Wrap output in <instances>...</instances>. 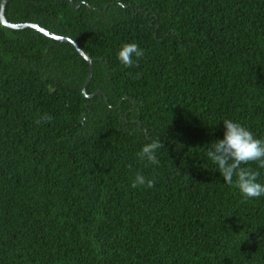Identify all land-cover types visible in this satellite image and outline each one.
<instances>
[{
	"label": "trees",
	"instance_id": "trees-1",
	"mask_svg": "<svg viewBox=\"0 0 264 264\" xmlns=\"http://www.w3.org/2000/svg\"><path fill=\"white\" fill-rule=\"evenodd\" d=\"M72 1L5 15L78 43L86 93L72 44L0 21V264H264V196L207 156L225 119L264 139V0Z\"/></svg>",
	"mask_w": 264,
	"mask_h": 264
},
{
	"label": "clouds",
	"instance_id": "clouds-1",
	"mask_svg": "<svg viewBox=\"0 0 264 264\" xmlns=\"http://www.w3.org/2000/svg\"><path fill=\"white\" fill-rule=\"evenodd\" d=\"M144 56V50L137 43H125L118 52V59L127 68L137 66L138 61ZM52 116L45 114L36 121L49 122ZM225 131L223 139L211 143L207 156L218 166L224 182L232 185L235 177V186L239 189L244 199H254L264 196V184L258 182L260 173L244 167L257 162L260 168H264V139L257 138L254 133L239 122L230 119L223 121ZM164 147L157 139H151L145 143L142 150L137 154L141 160H147L149 164L158 165L157 150ZM146 186L155 187L154 179H147L137 173L131 185L132 188Z\"/></svg>",
	"mask_w": 264,
	"mask_h": 264
},
{
	"label": "water",
	"instance_id": "water-1",
	"mask_svg": "<svg viewBox=\"0 0 264 264\" xmlns=\"http://www.w3.org/2000/svg\"><path fill=\"white\" fill-rule=\"evenodd\" d=\"M11 0H2L1 6H0V21L1 24L6 27L7 29H12V30H24V29H34L38 32H40L41 34L47 36L50 39L56 40L60 43H70L72 44L77 50L78 52L82 55V57L88 62L89 66H90V74L87 80V83L85 85V89L84 92L86 93V86L88 83H90V81L92 80L93 77V66H92V60L91 58L86 54V52L79 46L78 43H76L74 40H72L71 38L68 37H64V36H59L56 35L52 32H50L49 30L42 28L40 25L38 24H32V23H24V24H14V23H10L5 15V11H6V7L7 4L10 2ZM71 5L75 6L76 8H80L82 5H84V3H79L76 4L70 0ZM90 8V6H88ZM99 93H96L95 95H97ZM95 95H87L89 98L94 97Z\"/></svg>",
	"mask_w": 264,
	"mask_h": 264
}]
</instances>
